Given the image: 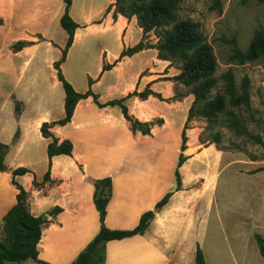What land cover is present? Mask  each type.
<instances>
[{"label":"crops","instance_id":"1","mask_svg":"<svg viewBox=\"0 0 264 264\" xmlns=\"http://www.w3.org/2000/svg\"><path fill=\"white\" fill-rule=\"evenodd\" d=\"M113 3L73 0L70 14L79 27L61 71L78 92L91 89L101 104L146 89L161 94L163 99L151 93L146 98L134 95L124 100L130 115L152 123L151 133L133 132L120 105L100 107L90 95L77 103L67 124L50 128L59 142L73 143L72 154L49 157L52 137H45L41 127L65 116V92L55 68L68 39L61 26L65 3L0 0V144L8 145L7 169L0 170V230L4 216L17 202L13 170L27 168V173L14 178L28 193L29 211L35 216L47 215L49 220L38 243L39 258L70 264L100 230L94 180L110 176L108 228L130 230L143 213L154 210L155 215L143 234L108 241L105 264H195L199 242L210 264L200 236L201 231L205 233L207 213L219 206L214 199L207 204L206 196L197 194L199 189H191V183L203 174L188 170L196 161L220 164L225 152L212 143L195 153L186 143L183 152L188 157L179 167L178 187L175 171L193 95L181 92L183 84L169 79L181 70L160 58L153 31L145 33L136 16L116 14ZM140 42L146 44L143 49L122 55ZM77 44L81 61L67 67ZM263 161H248L256 165L250 171L264 167ZM169 192L168 202L156 209ZM55 208L58 211L49 214ZM240 257L249 264L245 254ZM7 263L39 264L31 258Z\"/></svg>","mask_w":264,"mask_h":264},{"label":"rangeland","instance_id":"2","mask_svg":"<svg viewBox=\"0 0 264 264\" xmlns=\"http://www.w3.org/2000/svg\"><path fill=\"white\" fill-rule=\"evenodd\" d=\"M114 5L116 8L117 0H114ZM121 5L126 6L127 2ZM177 17L179 20L199 22L206 41L213 48L216 58L214 75L218 81L211 89L210 97L223 91V75L228 70L234 72L237 85H240L245 75L250 79L249 108L227 105L224 110L214 112L210 118L196 116L188 123V129L192 130H186L187 143L193 146L195 153L212 143L225 152L220 164L210 160L196 161L188 170L190 174H203L191 183V189H199L197 194L206 196L207 204L213 203L214 199L215 206H219L218 211L213 209L207 213L205 233L199 230L202 235L200 239L210 264H236L234 256L239 258L240 264H246L241 260L242 254L248 257L249 264H264L256 240L257 234L264 237V228L257 227L264 225V171L259 172L258 168L250 171L256 165L248 162L258 159L263 161L264 146L257 143L254 137L242 133V130H246L252 135H261L264 141V53L244 63L228 59L234 47L231 42L233 38L245 51L255 31L264 30V3L257 0H219V3L216 0H180ZM170 27H161L154 30L153 34L159 40L156 32H163ZM80 56V45L77 44L66 66L79 64ZM166 60L181 67L178 58ZM191 90L192 86L181 87L183 93ZM233 115L240 122L233 124ZM157 122L162 123L161 119ZM253 210L256 212L252 213ZM258 218L260 223L257 224ZM0 232L2 239L5 232L3 229ZM198 244L202 245L200 242Z\"/></svg>","mask_w":264,"mask_h":264},{"label":"trees","instance_id":"3","mask_svg":"<svg viewBox=\"0 0 264 264\" xmlns=\"http://www.w3.org/2000/svg\"><path fill=\"white\" fill-rule=\"evenodd\" d=\"M180 0H117L115 13H120L128 18L137 15L138 24L143 28L145 33L157 30L161 27L171 25V27L163 32H156L160 37L156 47L162 59L178 58L181 63L180 73L169 79L178 81L186 86H192L191 94L194 95L193 103L190 107L188 120L184 125L182 132L181 153L178 158L177 168L175 171L178 180V187L181 185V176L179 167L186 161L184 155L187 143L186 130L189 128V121L196 116L210 118L214 112L222 111L227 105L232 107L246 106L249 108V87L250 79L247 75L243 77L240 85H237L235 75L232 70H228L224 75L225 83L222 92L218 91L213 97L209 96L212 88L217 84L218 79L215 77L216 58L212 46L206 41L201 29L200 23L192 19H181L177 17L178 4ZM263 2L264 0H257ZM73 0H64L65 11L61 17V26L68 33V39L63 49L62 58L55 63L58 71V79L62 83L65 92V116L53 122H44L41 131L45 137H52V141L48 145V155L66 154L71 155L73 143L70 140H59L52 136L50 128L56 124H67L74 114L77 103L90 95H93L100 107L105 105H120L125 118L130 122L133 132L141 131L143 134L151 133V122H142L130 115L128 107L124 104V100L134 95L146 98L153 93L162 99L161 94L152 92L149 89L143 93L137 91L130 93L126 98L108 101L101 104L97 101L96 95L91 89L86 92H78L73 84L64 76L61 71V64L65 61L67 52L74 41V34L79 27L70 14V8ZM127 2L126 6L121 4ZM219 3V0H216ZM114 3L112 4V6ZM115 6V5H114ZM234 44L232 54L228 58L229 61H237L244 63L247 60L257 58L264 53V30L255 31L247 50H242L235 38L231 40ZM144 42L128 48L123 51L122 55H131L145 47ZM172 62V61H171ZM108 66H106L107 68ZM19 108V107H18ZM162 121V120H161ZM240 122L233 115L232 123ZM249 136L256 139L257 143L264 146L261 135H252L246 130H242ZM7 144H0V170L4 171L7 166L4 162ZM264 170V167L258 168L257 171ZM29 170L19 167L13 170V184L19 190L17 194L16 204L4 216L3 230L5 236L0 239V264L6 261L21 262L29 258L35 260L39 264H52L39 258L38 243L41 239L42 228L48 223V216H35L28 208V193L24 187L15 180V175L27 173ZM49 178V173L46 174ZM95 192L94 202L99 211L101 227L97 235L88 243V245L78 254V256L70 264H105L106 262V243L110 240L123 239L129 236L143 234L149 226L151 219L154 217V210H149L142 214L139 223L133 229L119 230L110 229L105 224L107 213V205L112 196V178L110 176L94 180ZM171 196V192L167 193L156 204V209L162 208ZM58 211L55 208L49 214ZM256 240L261 255L264 257V237L257 234ZM195 264H207L204 253L197 245L195 253Z\"/></svg>","mask_w":264,"mask_h":264}]
</instances>
